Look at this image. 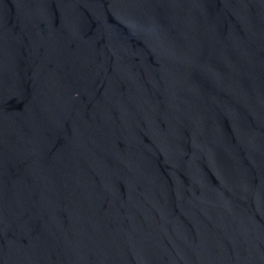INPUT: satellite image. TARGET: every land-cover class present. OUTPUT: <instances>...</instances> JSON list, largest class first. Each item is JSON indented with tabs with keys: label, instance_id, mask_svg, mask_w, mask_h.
Listing matches in <instances>:
<instances>
[{
	"label": "water",
	"instance_id": "1",
	"mask_svg": "<svg viewBox=\"0 0 264 264\" xmlns=\"http://www.w3.org/2000/svg\"><path fill=\"white\" fill-rule=\"evenodd\" d=\"M0 264H264V0H0Z\"/></svg>",
	"mask_w": 264,
	"mask_h": 264
}]
</instances>
